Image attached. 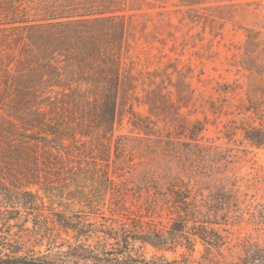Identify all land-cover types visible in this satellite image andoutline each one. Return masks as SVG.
Returning a JSON list of instances; mask_svg holds the SVG:
<instances>
[{"label": "trees", "instance_id": "1", "mask_svg": "<svg viewBox=\"0 0 264 264\" xmlns=\"http://www.w3.org/2000/svg\"><path fill=\"white\" fill-rule=\"evenodd\" d=\"M125 9V0H0V264H78L53 263L36 250L57 244L55 226L74 232L68 258L142 264L135 242L160 248L183 237L193 251V236L220 249L226 237L214 226L226 225L230 213L240 218V202L224 184L209 193V217H199L191 199V181L202 175L199 151L187 147H198L201 121L179 127L188 141L173 159L186 181L169 171L146 174L132 186L114 178L135 165L129 139L114 135L119 103L130 91L126 83L132 85L122 69ZM128 113L133 128L148 130V118L130 107ZM244 137L264 145V129H246ZM128 188L154 191L169 203L176 214L169 238L155 228L145 231L142 221L131 231L115 217L128 210ZM107 195L108 217L99 212ZM55 203L94 210L99 220L72 221ZM244 253L252 264L264 249L250 244Z\"/></svg>", "mask_w": 264, "mask_h": 264}, {"label": "rangeland", "instance_id": "2", "mask_svg": "<svg viewBox=\"0 0 264 264\" xmlns=\"http://www.w3.org/2000/svg\"><path fill=\"white\" fill-rule=\"evenodd\" d=\"M125 7L122 69L132 85L126 83L130 91L119 103L114 135L129 139L135 165L130 170L123 166L121 177L114 178L132 186L146 174L169 171L186 181L173 159L188 141L179 136V127L201 121L198 147H187L200 153L197 171L202 177L191 181L199 217L210 216L209 193L216 192L218 183L240 202L239 219L230 213L226 225L214 226L226 237L220 249L190 236L193 251L179 237L160 248L135 242L134 254L142 264H251L244 259L245 247L264 249V145L245 139L244 130L264 129V0H125ZM129 107L150 120L148 130L131 126ZM128 189V210L115 217L131 231L142 221L145 231L155 228L169 238L176 219L169 203L152 190L140 195L136 188ZM44 201L50 209L49 200ZM60 205L53 207L72 221L99 220L94 210ZM109 205L107 195L99 211L106 217ZM62 226H55L57 244L49 248L44 242L36 250L53 263L93 264L65 255L75 240L74 232ZM252 264H264V256Z\"/></svg>", "mask_w": 264, "mask_h": 264}]
</instances>
